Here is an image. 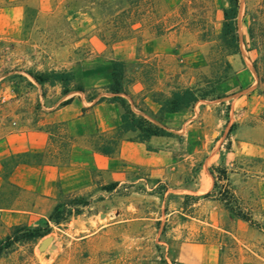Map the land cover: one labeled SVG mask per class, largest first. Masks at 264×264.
Listing matches in <instances>:
<instances>
[{
    "label": "rangeland",
    "instance_id": "374dc122",
    "mask_svg": "<svg viewBox=\"0 0 264 264\" xmlns=\"http://www.w3.org/2000/svg\"><path fill=\"white\" fill-rule=\"evenodd\" d=\"M135 1L0 0V85L11 95L0 103V128L34 127L38 94L50 102L60 92L38 85L31 75L39 72L69 71L85 92L68 95L97 91V100L110 96L100 89L110 61H122L134 103L123 97L152 116L175 88L215 89L160 116L174 136L155 150L154 168L121 182L93 176L87 191L59 198L71 211L65 220L25 225L28 240L4 249L0 264H264V26L248 32L253 20L264 24L261 0H239V52L230 55L218 38L226 0ZM220 193L252 225L230 214ZM46 237L52 246L39 251Z\"/></svg>",
    "mask_w": 264,
    "mask_h": 264
},
{
    "label": "crops",
    "instance_id": "0c3cea01",
    "mask_svg": "<svg viewBox=\"0 0 264 264\" xmlns=\"http://www.w3.org/2000/svg\"><path fill=\"white\" fill-rule=\"evenodd\" d=\"M55 93L50 102L48 95L38 94L44 104L34 127L0 128V239L11 226L31 225L48 216L61 196L87 191L93 176L121 182L135 170L154 168L158 159L155 150L160 151L165 143L164 137H151L145 143L123 138L114 155H101L78 141L114 129L119 124V105ZM69 98V103L60 104ZM59 122L64 123L66 134L77 140L69 146L65 163L22 161V157L49 149L50 134L45 126Z\"/></svg>",
    "mask_w": 264,
    "mask_h": 264
},
{
    "label": "trees",
    "instance_id": "16d2710c",
    "mask_svg": "<svg viewBox=\"0 0 264 264\" xmlns=\"http://www.w3.org/2000/svg\"><path fill=\"white\" fill-rule=\"evenodd\" d=\"M226 3L227 5L222 13V25L218 37L219 43L221 49L225 52V55L237 54L239 52V40L237 35L236 15L239 0H226ZM263 12L264 0H261V8H259L258 13L260 14ZM263 26L264 24L258 18L253 20L248 27L249 36L253 37L252 30L261 31ZM116 38L117 37L114 39ZM223 63L227 65L226 60H223ZM253 68L257 76H259L256 62H253ZM109 75L108 83L100 89L101 92L110 94V96H101L96 102L107 100L109 102L117 103L121 109L119 124L107 133L95 132L79 139L95 152L105 156H112L115 154L119 142L128 132L135 133V136L133 137L134 140L141 143L147 142L151 137H173L174 135L172 132L161 123L160 116L162 114L176 113L181 109L188 108L197 100L212 99L215 95L213 82H210V85L201 88H175L169 93L168 97L159 103L157 116H152L151 112H149L145 106H137L135 104V107L140 111V113L137 114L130 108V104L126 98L123 97V95L128 96L132 103H134L132 96H130L124 89V63L122 61L111 60ZM31 77L40 86L44 84H58L60 86L61 95H66L71 91L85 92L82 86L74 83L72 73L66 70L39 72L32 74ZM221 78H223V76L218 77L214 82L219 81ZM259 81H261V78H259ZM97 93V91H94L92 93L93 96H89L87 99L92 100ZM70 101L71 98L66 99L61 102V105L67 104ZM45 129L50 134L49 149L44 153H36L26 158L22 157V161L51 160L58 161L61 164L65 163L68 156L69 146L77 140L66 134L65 125L62 122L46 125ZM224 172L225 171L220 172L222 177L218 178L219 180L225 179ZM213 186L216 187V182H214ZM217 200H220L223 203L225 209H227L230 214L252 225L250 216L242 213L238 207L231 204L230 196L226 197L220 193ZM66 206V204L64 206L61 202L57 203L48 215L49 220L54 224H59L65 220L71 212L70 209L65 210V208H63ZM74 213H78L77 208L74 210ZM25 230V225L11 226L4 241H0V255L10 248L13 243L27 241L28 238L24 233ZM4 249L6 250L4 251Z\"/></svg>",
    "mask_w": 264,
    "mask_h": 264
},
{
    "label": "built area",
    "instance_id": "2783aa9c",
    "mask_svg": "<svg viewBox=\"0 0 264 264\" xmlns=\"http://www.w3.org/2000/svg\"><path fill=\"white\" fill-rule=\"evenodd\" d=\"M11 98L8 85H0V103H7ZM12 126H16V122L12 121Z\"/></svg>",
    "mask_w": 264,
    "mask_h": 264
},
{
    "label": "water",
    "instance_id": "95a60500",
    "mask_svg": "<svg viewBox=\"0 0 264 264\" xmlns=\"http://www.w3.org/2000/svg\"><path fill=\"white\" fill-rule=\"evenodd\" d=\"M47 246H52L51 245V237H46L43 238L41 241V244L38 246V250L42 251L44 250Z\"/></svg>",
    "mask_w": 264,
    "mask_h": 264
}]
</instances>
